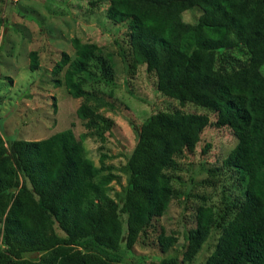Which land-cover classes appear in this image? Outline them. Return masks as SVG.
I'll return each instance as SVG.
<instances>
[{"label":"trees","instance_id":"1","mask_svg":"<svg viewBox=\"0 0 264 264\" xmlns=\"http://www.w3.org/2000/svg\"><path fill=\"white\" fill-rule=\"evenodd\" d=\"M109 4L107 18L127 24L133 57L154 74L158 91L203 113L159 111L136 129L128 183L116 201L107 192L110 168L97 167L82 143L114 127L91 103L82 76L109 84L114 69L96 44L73 39L75 56L63 52L53 75L64 74L56 86L84 100L77 115L88 133L78 140L68 129L44 140L6 142L0 130V264H121L122 246L132 252L177 197L168 171L195 151L209 125L229 128L238 139L223 166L238 175L240 193L221 209L206 202L196 209L183 261L192 263L216 232L217 245L204 264H264V0ZM194 9L198 20L185 22L183 14ZM30 61L36 72L37 51ZM207 112L216 114L214 123ZM159 241L167 253L178 239L163 234Z\"/></svg>","mask_w":264,"mask_h":264},{"label":"rangeland","instance_id":"2","mask_svg":"<svg viewBox=\"0 0 264 264\" xmlns=\"http://www.w3.org/2000/svg\"><path fill=\"white\" fill-rule=\"evenodd\" d=\"M109 2L0 0V130L6 142L44 140L68 129L74 131L78 140L87 134L77 115L84 100L73 98L64 85L56 86L55 81L63 80L64 74L54 76L53 70L63 52L75 56L73 39L96 44L99 55L109 59L113 66L114 81L102 83L86 73L83 83L94 96L91 103L114 121V127L103 135H89L82 143L86 156L97 167L110 168L113 182L107 192L118 201L128 183L127 161L137 141L136 129L159 111H203L191 104L182 106L158 91L154 74L148 73L146 66L138 65L133 57L127 24H115L107 18ZM200 15L198 9L189 10L183 19L195 23ZM34 51L40 58L36 72L30 69V54ZM207 115L211 124L216 121V114ZM237 143L229 128L209 125L205 129L195 151L186 153L177 160L176 169L168 171L177 197L165 215L153 221L132 252L122 246L117 254L121 264H160L167 258H176L179 264L205 263L217 245L219 233H213L192 263H184L188 232L197 226L196 209L200 205L206 202L221 209L223 201L233 200L240 193L238 175L223 166ZM163 234L178 239L167 253L159 241ZM40 256L25 254V258L31 259Z\"/></svg>","mask_w":264,"mask_h":264}]
</instances>
